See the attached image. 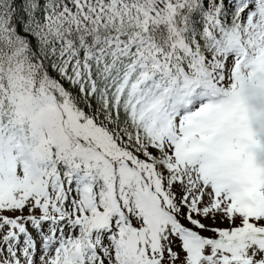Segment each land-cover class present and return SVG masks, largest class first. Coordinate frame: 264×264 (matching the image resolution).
I'll list each match as a JSON object with an SVG mask.
<instances>
[{"label":"snow or ice","instance_id":"snow-or-ice-1","mask_svg":"<svg viewBox=\"0 0 264 264\" xmlns=\"http://www.w3.org/2000/svg\"><path fill=\"white\" fill-rule=\"evenodd\" d=\"M0 264H264V0H0Z\"/></svg>","mask_w":264,"mask_h":264}]
</instances>
